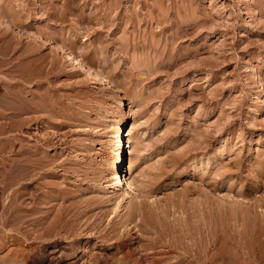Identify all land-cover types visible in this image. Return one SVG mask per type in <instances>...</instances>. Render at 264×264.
I'll return each mask as SVG.
<instances>
[{"label":"rangeland","instance_id":"obj_1","mask_svg":"<svg viewBox=\"0 0 264 264\" xmlns=\"http://www.w3.org/2000/svg\"><path fill=\"white\" fill-rule=\"evenodd\" d=\"M67 1L0 0V104H5L2 93L6 87L23 85L28 93L30 89L32 94L25 93L20 102L35 101L29 105H36L39 111L30 115L44 119L30 133L53 139L59 135V145L43 147L41 153L47 163L52 159H58L57 164L64 162V167H56V171L46 167L40 177L21 181L30 197H25L24 190L19 201L26 198L28 209H43L44 204L30 202L33 190L40 198L57 190L54 193L58 198L62 194L67 203L73 202L75 208L90 213V227L98 233L97 240L82 241L79 253L73 254L75 259L66 257L65 264H85L83 255L91 254L97 260L104 255L109 258L104 263L100 259L99 264H113L121 256L128 258L129 264H153L147 256L149 251L139 249L144 243L139 230L143 227H136L140 216H133L136 219L132 225L126 221L129 212L133 215L134 203L144 206L141 211L152 209L162 221L167 220L168 225L162 226L160 218H154L158 231L165 226L174 236L173 227L186 223L192 233L188 232L191 239L184 238V246L192 251L198 241L202 264H239L246 253L249 264H264V17L257 5L264 0H154L156 6L163 5L158 6L160 9L183 6L194 10L193 15L201 20H205L204 15L209 17L205 25L208 29H202L198 37L173 44L185 49L202 47L201 54L174 67L169 65L167 55L171 45L163 48L160 38L146 32L153 26L110 20L112 25L107 23L108 27L102 29L96 21L76 22L71 8L78 6L84 15L91 6L80 1L77 6L63 8ZM129 1L134 5L141 0ZM185 17L190 20L191 14ZM218 25L219 33L211 34ZM259 28L263 33L254 34ZM43 38L52 41L50 47L31 40ZM153 39L160 41L156 53ZM55 45L63 47L62 53L73 52L79 63L98 76L92 80L66 61L61 52L54 55ZM30 52L33 57L44 58L37 70L30 65ZM38 71L40 80L36 78ZM9 72L14 78L6 76ZM29 73L37 76L27 81ZM117 131L126 178L137 188L123 199L112 176ZM2 164L0 161V262L7 264L21 261L24 249L30 248L21 235L23 230H11L14 226L8 203L12 188L8 167ZM52 202L48 205L58 203ZM169 225L173 226L171 230ZM113 228H118L119 235L128 232L126 240L113 238L99 243V234ZM194 232L198 240L192 236ZM59 249L72 254L69 243H51L42 253L40 244L31 247L49 258L39 264L63 260L59 259ZM168 257L172 259L168 264L178 259L175 253ZM194 261L187 257L184 264Z\"/></svg>","mask_w":264,"mask_h":264},{"label":"bare ground","instance_id":"obj_2","mask_svg":"<svg viewBox=\"0 0 264 264\" xmlns=\"http://www.w3.org/2000/svg\"><path fill=\"white\" fill-rule=\"evenodd\" d=\"M80 1H85L86 7L91 6L88 14L83 15L80 12L81 10L77 6L78 2H80ZM153 2H154V0H153ZM153 2L149 3V0H141L137 4L133 5V4H131V2L129 0H126V1H124V0H70V1H67L63 5V8H66L69 5L70 6L76 5L77 7L74 6V9H72L70 7L71 8L70 11H71V14H72L74 21L78 22V21H81L83 19L84 20L86 19V21H88V23H92V22L96 21L98 23V25L99 24L101 25L102 29H103V27L105 28L107 26V23H109L108 25H112L109 22L110 20H111V22L113 21V23L115 21H117L119 23H121L123 21L128 22L132 26L134 24H138L139 22H142V24L144 26H147L146 28H149V27L152 28V26H153V30L147 29L146 32H148L150 35H153V38H157V39L160 38L162 40L161 44L163 45L162 46L163 48H165L166 46H169V45H171L170 47H172V48L169 47L170 50H169V53L167 54L168 55V62H169V65L171 67H174V66L180 64L181 62H183L184 60H187L190 57L195 58V57L199 56L201 54L202 47L200 48L198 46V47H194V48L185 49L184 47L182 48V46H180V45L173 47V46H175L173 44H176L177 40L179 41L180 39L195 38L197 35H200L199 33L201 32L202 29H205V28L208 29V27H205V25L207 26V21L209 19L206 20V18H209V17H207V15H204L205 20H201V19H199L200 16H198V15L194 16L193 15L195 12L194 10L191 11L188 8H185L183 6L182 7L181 6L175 7V6L171 5V7L170 8L168 7L167 9H165V8L163 9V7H162V9H163L162 10V9H160L161 7L159 8L158 6H163V5L158 4L156 6L155 5L156 1L154 3ZM263 3H259V4L257 3V5L259 7V11L263 15L262 17H264V4ZM193 8H195V6ZM197 12H198V10H197ZM188 13H189V15H188ZM60 14H61L60 15L61 18L65 17L64 13H60ZM190 14H191V17H190L191 19L190 20L186 19L185 16L187 15V17H188V16H190ZM208 16H209V14H208ZM197 17H199V18H197ZM262 29H263V25H262ZM114 30H116L115 33H117V30H119V29L117 28ZM136 30H135V33L137 32L136 33V36H137L138 30L137 31ZM140 31L141 30H139V32ZM141 32H145V30H143ZM210 32H211V30H210ZM112 33H114V31H112ZM216 33H219V25H218V28H217V26H215V29L212 30V32H211V34H216ZM262 33L263 32H261L260 28H259L256 31V33H254V34L260 35ZM139 34H141V33H139ZM132 35H133V33H132ZM35 39H31L34 42L33 44H35V42H37L40 46H42L44 48H47L51 44L50 43L51 40L47 39V38L46 39L43 38L40 40L38 39V41H36ZM154 41H157V40L153 39V42ZM159 42H154V44H153V52L154 53H156V51L158 50L157 47L159 45ZM164 50L165 49L162 50V53ZM52 51H53L54 55H55V53L56 54L60 53V52L62 53L63 47H59V46L57 47L55 45L53 47ZM32 52H34V49ZM158 52L161 54L160 51H158ZM159 53H157V54H159ZM30 54H31V52H30ZM62 54L65 55L66 61H69L73 66L78 68L84 75L90 77L92 80H94L95 77L98 76V75H96V73H94V72L92 73V71L90 73L89 71L91 69L86 67V65H84L83 63H79L78 59L75 57L73 52L72 53L71 52L70 53L64 52ZM37 57H33V55H32V58L29 57V59H31L29 61H31V63H33L30 65H34L36 67L37 64H41L40 62L44 63L43 56H42L43 59L37 58ZM166 57L167 56H165V58ZM165 58H163V59H165ZM195 60H197V59H195ZM154 61H156V60H154ZM189 61H191V60H189ZM157 65L159 67V64H156V66ZM34 66H32V67H34ZM215 66L213 65L212 67H215ZM37 67L34 69L37 70ZM41 68H43V67H41ZM40 71H41V75H42L43 72H42V70H40ZM14 73H16V72H14ZM32 73H33V71H32ZM182 73H184V72H182ZM29 74L30 75H27L28 76L27 81H31V80H28L30 78L33 80V78H32L33 75L31 73H29ZM34 75L37 76L36 73H34ZM6 76L7 77H9V76L13 77L14 74H13V72H9L8 74H6ZM36 76H33V77H36ZM39 77H40V75H39V71H38V76L36 78H39ZM39 80H40V78H39ZM14 86L6 87L4 90V93H2L3 99L5 100V104L4 105L0 104V106L2 105V107H0V157H2L0 159V161L3 162V164H4V165L2 164L3 166L8 167L7 175H8L9 181H10L9 185L12 188L11 189L12 195L10 196L11 197L10 203H8V205L10 204L9 207H11V211H12L11 213L9 212L10 213L9 218L11 220V226L12 225L14 226V228L11 227L12 228L11 230L15 231V232L23 230L21 235H23V237L25 238L24 242H26V243L28 242L26 247L30 248V250L28 249V251L27 250L25 251V249H24V252H22V255H21L22 256L21 261L20 260H13V261H15V262L19 261L21 264L22 263L23 264H39L40 262H42V263L47 262L49 260V258L47 256L44 257V255H42V254L40 255L39 252L38 253L33 252L34 250H31V247H33L34 244H40L41 245V252L40 253H42V249L47 248L51 243H57L59 245H61L62 243H69V246H71L72 254L68 255L69 253L68 254L62 253L61 251L63 249L61 251L59 249L58 251H60V253H61L59 256V259L63 258V260H64V259H66V257H70V258L72 257L75 259L76 255L73 256V254L79 253V251H78L80 248L79 244L81 245L82 241L88 240V242H89V241L94 240V239L97 240L96 235L98 233L91 228L93 223L91 225L89 224V222L91 223L90 218H92L90 213L87 214L88 211L86 212V210H80L78 208H75V205H73V202L67 203L69 201L66 198L62 199L61 198V196H62L61 191L62 190L60 188L59 189L61 191H60V193L58 192L59 195L61 194V196H59L60 198H58L57 194L55 195L54 192H56L57 191L56 190V191H53L51 194L47 193L49 196L42 197L43 200H41L42 198L39 197L40 195L36 194V196H35L34 191H36V190L35 189L33 190V192H32L33 196H31V198H29L30 202L32 203V205L36 204L37 202H39V203H37L36 205L39 204L41 206V204H44L45 206H43V209H41L39 207L38 208L32 207V208L28 209L27 205L25 203L26 198H24L22 201H19L20 197L23 196L24 193H25V197L27 195L29 196V194H30V192L29 193L27 192L28 189H26L24 187V185L20 183L21 181L23 182V180H27V179H30V178L36 177V176L40 177V174H42V172H44L46 170V167L48 168L49 171H54L56 169V167H64V166H62V164H64V162L57 164L56 162L58 159L57 160L52 159L48 163L45 161V160H47V158L42 156L41 150H43V147H45V148H46V146L51 147V145H53V144L59 145V143H60V139H58L59 135L58 136L56 135L54 137V139L52 137L50 138L49 135H48L49 138L44 137V135L46 136V134H43V136H41L42 134L41 135L38 134L39 136L38 135L35 136V134L31 135L30 132L33 130V126L38 124V123L43 124L44 119H40V117L39 118L37 117L38 119H36L34 117L36 114L33 116L30 115L33 112L39 111V109L35 108L36 105H35V107H32L33 105H29L32 102H33L32 104H35V101H33V100L27 101V102H29V104L24 103V102L23 103L20 102L23 100V98H22V100H20L22 95H24L25 93H28V92H26L27 90L25 89V86H23V85H18L16 87H14ZM15 89H16V91H15ZM28 94H32L30 92V89H29ZM25 95H27V94H25ZM0 101H3V100H0ZM40 101H39V103H40ZM42 104H44V103H42ZM42 104H39L37 106H42ZM38 108H40V107H38ZM41 111H43V110H41ZM33 117H34V119H33ZM47 125H48V123H47ZM50 126H52V125H50ZM54 128H56V126ZM58 128H59V126H58ZM115 137H116V148L115 147L114 148L116 150H115V155L113 158V167H112L113 168V171H112L113 175L112 176L114 177L113 179H114V183H115L114 185L116 186V188H118L117 191L120 193V196L122 197V199H123V197L129 198L130 196H132L133 191L136 190L137 188L135 189V186H133V184L130 182V180H128V178H126L127 174L125 173L124 166L122 165V150L119 146L118 131H117ZM125 137H127V135H125ZM55 140H56V142H53ZM54 145H53V147H54ZM61 170L66 171L67 168H62ZM53 176H55V175H53ZM120 178L122 180H120ZM63 182H65V179ZM67 182H68V180H67ZM54 183H55V181H54ZM41 185L40 186L38 185V187H41ZM52 186L55 187L56 185L54 184ZM43 188L45 190L46 186ZM59 189H58V191H59ZM24 190H25V192H24ZM39 190L37 189L38 192L43 191V189L40 191ZM66 194H69V193H66ZM63 195L65 197V192ZM66 197H68V196H66ZM52 201H55V202L58 201V203L56 205L55 204L54 205H48L50 203H53ZM101 201H100V203H101ZM91 202H93V201H91ZM91 202H89V203H91ZM94 203H96V202H94ZM98 203H99V201H98ZM16 204H18V205L16 206ZM93 204L91 206H93ZM99 204H97V205H99ZM134 204L131 205V208H133V210H131V212H133V215H132V213L129 212V214L127 216H128V218L129 217L130 218L128 219L126 217V219H128L126 221H128V223L132 225V223H134V221H135L134 219H136L133 216L134 215L137 216V214L140 216L139 219L141 222H139V226L136 225V227H143L144 228V229L142 228V230L138 228L141 231L142 235H140V237L142 236L144 243L139 245V249L141 248L144 252L149 251V253H147V256H148V254L151 256L150 260L153 264H168L167 262L172 260L171 258L168 257V255H171L174 253L177 254L178 259L176 262H173V264H184L185 259H187V257H192L195 260L194 261L195 264H202L201 261L203 259L201 260V258H202L201 253L202 252L200 251V248H199L200 244L198 245L199 242L195 241L196 243L194 246L196 248L195 249L193 248L192 251H189V250L186 251V247L184 246V241H183L184 238H187L190 236L188 234L190 229H188L187 225H185L186 223L183 225H182V223H178L177 224L178 228L176 226H174L176 228V232L174 231V227L172 226L173 227L172 233L175 234L174 236L171 235V233H170L171 231H169L168 227H165V226L163 227L164 229H162V231H158V229H156V227H155L157 225L158 221L156 220V224H154L155 223L154 218L157 219V217L160 218V216L158 214L154 213L155 211L153 212L152 209H150L149 211H147V210L141 211L142 209H144L143 208L144 206L141 203H140V205L139 204L134 205ZM46 205H48V207H46ZM18 207L20 209H18ZM134 209L137 212H134ZM15 212H18V213H15ZM94 214L95 213H93V215ZM87 215H90L91 217H88ZM107 217H108V215H107ZM159 218H158V220H159ZM161 219H163V218H160V221H161V222L159 221L160 225L167 222L166 219H164L165 221L163 220L164 222ZM6 222H7V220H6ZM94 222H96V221L94 220ZM121 222L122 221H120V223ZM123 222H125V221H123ZM123 222H122V224H124ZM115 223L117 225V222H115ZM153 224H154V226H153ZM128 226H130V225H128ZM94 227H96V226H94ZM123 227H124V225L120 228H123ZM172 227L170 226V230ZM134 228H135V224L133 226V229ZM198 229H200V228L198 227ZM112 230L113 231H110V232L105 231L104 234L103 233L99 234V237H98V239H100L99 243H101L103 245L106 241H107L106 243H108L113 238H115L116 240H122V241L126 240L128 232H125L123 230L124 232L121 235H119L120 233L117 232L118 228L117 229L113 228ZM189 233H192V232L190 231ZM196 234H197V230H196ZM194 235H195V232L192 234V236H194ZM195 236L196 237H194V238H197V240H198L199 237H197V235H195ZM199 236H200V234H199ZM166 238H167V240H166ZM122 241H120V243ZM21 244H22V242H21ZM84 246L86 247L87 245H84ZM121 246L122 245H120V247ZM192 246H193V244H192ZM191 248H189V249H191ZM83 256H84V258H86V260L84 261L85 264H90V263L91 264H99L100 259H103L102 261L100 260L101 262H103V261L108 262V260H109V258L106 255H104L99 260H97V258L94 257V255H92V254L90 256H86V257H85V255H83ZM14 257H17V256L14 255ZM127 257L128 256H126V258ZM246 257L248 258L247 253L245 254V258H243V261H239L240 262L239 264H249L246 261ZM124 259L122 258V256L120 258H116L113 264H129L130 260L128 258L125 260ZM63 260L61 259L60 261L57 262V264H63V263L65 264V260L64 261ZM13 261H8L7 264H11V262L13 263ZM110 261H111V258H110ZM0 264H1V262H0Z\"/></svg>","mask_w":264,"mask_h":264}]
</instances>
